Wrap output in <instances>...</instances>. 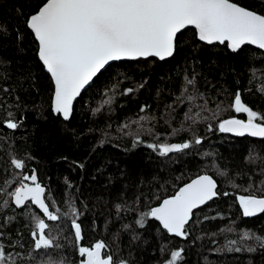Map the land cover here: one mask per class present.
Instances as JSON below:
<instances>
[{
  "label": "trees",
  "instance_id": "obj_1",
  "mask_svg": "<svg viewBox=\"0 0 264 264\" xmlns=\"http://www.w3.org/2000/svg\"><path fill=\"white\" fill-rule=\"evenodd\" d=\"M45 2L0 0V244L6 252L18 264H37L28 258L29 253L38 255L33 251L32 216L44 217L29 204L14 208L8 196L21 175L11 161L20 159L26 162L23 174L35 170L49 197L47 203L55 199L61 213L68 210L69 201L77 209L83 246L103 241L109 254L128 264H167L176 250H182L176 264H264V247L241 239L244 231L264 237V213L244 217L237 200L250 194L264 198V139L231 137L218 129L224 119L245 120L243 113L230 106L237 92L246 106L264 114L260 91L264 88V52L244 46L234 53L226 45L201 43L193 29L184 30L178 48L167 60L149 58L106 67L77 99L70 120L63 121L51 112L52 82L26 26ZM233 2L264 14V0ZM185 77L195 78L196 89L208 100L209 109L221 105L219 119L187 127L188 104L177 102ZM126 89L133 91L124 94ZM108 98L112 103L105 105ZM142 107L145 112L140 111ZM197 110L194 107L193 113ZM140 116L154 119L144 122V129L152 132L142 131L141 143L136 144V136L129 132H137L138 126L131 122ZM8 120L18 127L8 129ZM125 124L131 128H124ZM176 129L182 130L177 133ZM196 137L202 139L200 145L167 156L147 147ZM220 171L227 175H219ZM201 174L213 176L221 195L194 212L186 239L168 236L151 219L145 227L136 223L142 213ZM6 181L13 182L11 187ZM225 191L230 195L223 196ZM4 200L9 201L7 207H3ZM118 204L122 207L119 213ZM59 224L62 230L57 229V240L62 247L52 251V257L64 264H80L70 219L62 216ZM229 227L235 230L222 231ZM233 240L236 245L228 243ZM237 246L243 250H230ZM248 246L255 251H247Z\"/></svg>",
  "mask_w": 264,
  "mask_h": 264
},
{
  "label": "snow or ice",
  "instance_id": "obj_2",
  "mask_svg": "<svg viewBox=\"0 0 264 264\" xmlns=\"http://www.w3.org/2000/svg\"><path fill=\"white\" fill-rule=\"evenodd\" d=\"M189 26L196 30L198 39L208 45L226 44L234 53L241 51L245 45H254L257 49L264 50V14L240 6L233 0H46L27 20V27L38 42V58L54 84L53 112L62 116L65 121L72 116L73 102L81 95L82 89L110 61L149 57L163 61L173 56L179 46L182 30ZM132 91L133 89H126L124 94ZM260 91L264 93V88ZM198 99L203 103L197 104ZM177 102L188 104L184 120L189 122V129L201 121L219 119L221 105L218 104L216 110L208 108V100L198 93L194 77H185V86L177 97ZM103 103L110 105L112 99L108 98ZM230 106L236 113L246 114L247 119H224L218 123L220 132L264 139V114L246 106L239 92L234 95ZM194 107L198 109L195 113ZM140 111L145 112V108L142 107ZM203 113L209 115H202ZM152 119L154 118L150 116H140L138 120L131 122L138 126L136 133L129 132L136 136L134 143H141L139 135L142 131L152 132L151 128L144 129V122H151ZM5 126L15 130L18 124L8 120ZM183 127L182 125V129ZM124 128L130 129L131 124H125ZM182 129H176L175 132ZM208 130H212L211 123L208 124ZM201 143L202 139L196 137L183 143H150L147 147L158 151L160 156H167ZM250 159L254 161L256 157ZM11 163L21 172L19 185L8 192L12 203L16 208H25L30 202L44 217L32 216L33 251L38 255L29 253L30 261H36L37 264H64L62 259L57 261L51 255L52 251L62 247L57 240V229L62 230L59 222L63 216L71 221L78 255L82 258L80 264H128L126 260H117L113 254H109L108 246L103 241L96 242L92 247L81 245V225L77 222L78 212L71 201L68 210L61 213L60 208L56 207L55 199L51 200V204L46 202L49 197L46 196L45 187L37 182L35 170H32L31 175L23 174L26 168L24 160L12 159ZM218 174L227 175L223 171ZM24 181H29L30 184ZM6 183L11 187L13 182ZM220 195L213 176L200 175L172 197L163 199L158 206L142 213L136 223L145 227L146 220L151 219L159 222L168 234L186 239L187 226L193 220L194 210ZM222 195L228 196L230 193L225 191ZM237 200L244 217L264 213V198L250 194L240 195ZM8 204V200L3 201V207ZM116 210L119 213L121 205L118 204ZM224 230L231 232L235 229L229 227L222 229ZM241 239L253 240L264 247V237L250 231H244ZM228 243L236 245L237 241ZM230 250L240 252L243 249L237 246ZM246 250L251 252L255 248L248 246ZM181 255L182 250L172 251L167 264H176ZM17 256L20 254L17 253ZM0 264H18L16 258L6 252L3 244H0Z\"/></svg>",
  "mask_w": 264,
  "mask_h": 264
},
{
  "label": "water",
  "instance_id": "obj_3",
  "mask_svg": "<svg viewBox=\"0 0 264 264\" xmlns=\"http://www.w3.org/2000/svg\"><path fill=\"white\" fill-rule=\"evenodd\" d=\"M39 10V9H38ZM35 14V13H34ZM28 20V19H27ZM26 26H27V22H26ZM28 28V27H27ZM187 29H193L194 30V32H195V35H196V39L199 41V42H201V43H204V44H206L205 42H202V41H200L199 39H198V36H197V33H196V30L192 27V26H189ZM187 29H184V30H187ZM28 30L31 32V30L28 28ZM184 30H182V32L184 31ZM32 33V32H31ZM33 35V37H34V34H32ZM35 39V38H34ZM36 41V40H35ZM36 43H37V46H38V42L36 41ZM206 45H208V44H206ZM218 45H220V44H218ZM226 45V44H225ZM245 46H250V47H253V48H255V49H257L254 45H245ZM244 47V46H243ZM228 48V47H227ZM228 50L229 51H231L229 48H228ZM257 50H260V49H257ZM260 51H262V52H264V50H260ZM232 52V51H231ZM37 58H38V49H37ZM149 58H154V59H156V60H158V61H161V60H159L158 58H155V57H149ZM149 58H147V59H149ZM170 57H168V58H166L165 60H167V59H169ZM38 60H39V58H38ZM136 60H145V58H139V59H136ZM136 60H128V59H124V60H120V61H110L107 65H105V67L103 68V69H101L100 70V72H98L97 73V75L96 76H94L93 77V79L89 82V84L88 85H86L85 86V88L84 89H82V91H81V94L84 92V90L91 84V82L98 76V74L99 73H101L106 67H108L109 65H111V64H114V63H117V62H126V61H136ZM39 62L41 63V65L44 67V65L42 64V62L39 60ZM44 69H45V71H46V73L48 74V76H49V78H50V80H51V76H50V74L47 72V70H46V68L44 67ZM51 82H52V80H51ZM52 86H53V93H52V97H51V112H52V114L54 115V116H59L63 121H65L63 118H62V116H60V115H57V114H55L54 112H53V107H52V105H53V94H54V84H53V82H52ZM80 96H78L77 98H76V100L73 102V106H74V104H75V102L77 101V99L79 98ZM71 118V117H70ZM70 120V119H69ZM68 121V120H67ZM9 129V128H8ZM10 130H12V129H10ZM222 133H224V134H226V135H228V136H231V137H236V138H241V137H250V136H247V135H245V136H236V135H234L233 133H229V132H222ZM251 138H254V139H260V138H256V137H251ZM201 175H204V174H201ZM198 176H200V175H198ZM198 176H196V177H194L193 179H191L190 181H188L187 183H185L184 185H182V186H180L176 191H175V193L173 194V195H175L176 193H177V191L180 189V188H182L183 186H185L186 184H188V183H190L192 180H194V179H196ZM37 182H38V179H37ZM24 183H29L30 184V182L29 181H24ZM31 186V185H30ZM172 195V196H173ZM172 196H169V197H167V198H170V197H172ZM166 199V198H165ZM214 199H216V198H214ZM213 199V200H214ZM162 202V201H161ZM160 202V203H161ZM210 202V201H209ZM208 202V203H209ZM159 203V204H160ZM11 204L14 206V208H16V206L14 205V203H12V200H11ZM28 204L29 205H31L32 207H34L38 212H40V210L35 206V205H32L30 202H28ZM158 204V205H159ZM157 205V206H158ZM203 206H205V205H203ZM202 206V207H203ZM156 207V206H155ZM201 207V208H202ZM16 209H22V208H16ZM200 209V208H199ZM198 209H196V210H194V212L195 211H197ZM41 214H42V212H40ZM262 213H259V214H257L256 216H259V215H261ZM42 216H43V214H42ZM46 219V218H45ZM155 222H157V221H155ZM158 223V225H159V222H157ZM160 226V225H159ZM160 228L163 230V228L160 226ZM74 231V230H73ZM168 236H172V237H176V236H174V235H170V234H168L165 230H163ZM176 238H178V239H184V238H182V237H176Z\"/></svg>",
  "mask_w": 264,
  "mask_h": 264
},
{
  "label": "rangeland",
  "instance_id": "obj_4",
  "mask_svg": "<svg viewBox=\"0 0 264 264\" xmlns=\"http://www.w3.org/2000/svg\"><path fill=\"white\" fill-rule=\"evenodd\" d=\"M244 114V113H243ZM245 115V120L247 119V117H246V114H244Z\"/></svg>",
  "mask_w": 264,
  "mask_h": 264
}]
</instances>
